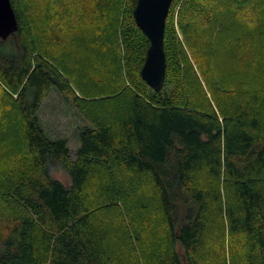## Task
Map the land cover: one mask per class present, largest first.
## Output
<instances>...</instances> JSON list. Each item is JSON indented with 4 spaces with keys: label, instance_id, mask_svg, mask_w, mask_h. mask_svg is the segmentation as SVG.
Instances as JSON below:
<instances>
[{
    "label": "trees",
    "instance_id": "trees-1",
    "mask_svg": "<svg viewBox=\"0 0 264 264\" xmlns=\"http://www.w3.org/2000/svg\"><path fill=\"white\" fill-rule=\"evenodd\" d=\"M11 2L19 27L0 38V264H132L121 249L130 235L121 210L146 218L150 197L161 243L143 246L134 256L142 264H182L177 243L187 264H264V89L232 94L195 58L216 56L218 40L231 53L225 35L235 26L264 35V0H173L160 90L140 73L150 40L134 18L137 0H43L31 12ZM75 25L90 30L75 36L87 52L82 96L48 60ZM53 87L88 119L74 153L39 119ZM223 227L227 259L208 247Z\"/></svg>",
    "mask_w": 264,
    "mask_h": 264
},
{
    "label": "rangeland",
    "instance_id": "rangeland-1",
    "mask_svg": "<svg viewBox=\"0 0 264 264\" xmlns=\"http://www.w3.org/2000/svg\"><path fill=\"white\" fill-rule=\"evenodd\" d=\"M20 3L25 4L26 9L31 12L33 8H37L40 5V9L43 10V0L42 2L36 3V1L32 0H20ZM40 9H38L39 15ZM179 11V5L174 10V19L175 25L177 26V14ZM38 15V16H39ZM248 29L254 30L255 26L251 23H248ZM82 27V26H81ZM242 26H235L233 30H230L228 34L225 35L227 40L230 39V48L231 53L226 52L222 43L217 41L218 46L215 49V55L202 54V52L195 57L198 62H201L200 69H203L205 72L209 73L210 70L213 72L209 78H215L216 81H219L225 85V87L232 88V94L236 92H240L243 89H264V35H261L260 32L254 33V31L243 30ZM73 31L70 35H67L62 42L64 46L62 48H58L56 51V58L49 57V61L52 64L56 65L67 77L72 80L73 87L76 90V93L80 96L81 92L77 86V82H79L80 70L82 71L81 63L84 61L83 66L85 65L86 60H84L83 49L79 46L80 44L76 43L75 36H83L85 37L90 31L89 28L83 27V30L80 31L77 25H75ZM178 30V35L182 38L181 33ZM243 34V38L240 35ZM258 35H261L258 37ZM248 36V38H246ZM241 38V40H239ZM246 38V39H245ZM75 44V45H74ZM78 44V45H77ZM82 45V44H81ZM90 47V46H89ZM42 50V49H41ZM59 50V51H58ZM91 47L89 51L93 53ZM71 51V52H70ZM79 52V53H77ZM70 55V56H69ZM81 58V59H80ZM80 59V60H79ZM192 60L194 61L193 57ZM199 65V64H198ZM97 66V65H96ZM197 66V65H196ZM93 67V66H92ZM84 70V69H83ZM199 71V70H198ZM200 72V71H199ZM68 73V74H67ZM209 75V74H208ZM77 77L79 79H77ZM77 79V80H76ZM76 80V81H75ZM214 80V79H213ZM211 95V92H208ZM237 94V93H236ZM221 100L225 96L230 98L229 92H220L218 93ZM213 97V96H212ZM214 98V97H213ZM216 104V102L214 101ZM39 119L41 125L47 134L53 138H66L68 140V145L72 152L74 153L79 145V131L88 125V119L82 114L77 105L75 104L73 97L67 93H61L57 88L53 87L50 93L44 99L39 112ZM7 148V144H4L0 141V165L3 164L6 159L5 150ZM52 175L54 178L62 181L64 184H70V176L62 167H55L52 169ZM91 187H95V179L92 180ZM144 189L149 194L148 190H152L151 186H145ZM148 203V209L150 211V215H147L146 218H141L134 212H124L121 215L126 223L128 229V234H130L121 244V249L124 255L127 256L126 260L131 262L132 264H142L140 258H135L134 256L141 252L143 246L149 243L156 244L157 242L161 243V225L158 223V214L156 211L155 200L153 199ZM121 209H124L123 207ZM125 213V214H124ZM127 216V217H126ZM142 219V220H141ZM224 228V227H223ZM221 238L217 239V244L215 243V238L210 235L208 247H214L218 251V255L221 258V253L224 251L227 259L228 249L231 247V242L227 231L224 229ZM136 232H138L140 239H135ZM213 232V230H212ZM217 235V230L214 232V236ZM229 238V239H228ZM121 242V235L119 236ZM235 239V240H234ZM155 241V242H152ZM222 241V244L220 243ZM236 238H233L234 243V253L236 254ZM146 248V247H145ZM144 248V249H145ZM208 248V251H205L204 254L210 258V260H217V257L213 254L211 249ZM177 250L181 255L182 264H187L184 258V248L180 243H177ZM210 251V252H209Z\"/></svg>",
    "mask_w": 264,
    "mask_h": 264
},
{
    "label": "water",
    "instance_id": "water-1",
    "mask_svg": "<svg viewBox=\"0 0 264 264\" xmlns=\"http://www.w3.org/2000/svg\"><path fill=\"white\" fill-rule=\"evenodd\" d=\"M173 0H137L133 14L137 25L148 36L141 76L155 90L163 88L166 78L164 37L166 20ZM19 24L11 0H0V38L7 39L18 30Z\"/></svg>",
    "mask_w": 264,
    "mask_h": 264
}]
</instances>
